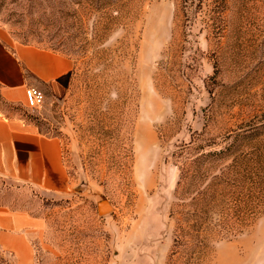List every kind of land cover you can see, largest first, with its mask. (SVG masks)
I'll return each instance as SVG.
<instances>
[{
    "label": "rangeland",
    "instance_id": "obj_1",
    "mask_svg": "<svg viewBox=\"0 0 264 264\" xmlns=\"http://www.w3.org/2000/svg\"><path fill=\"white\" fill-rule=\"evenodd\" d=\"M0 27L73 59L63 95L20 109L65 142L71 191L0 179V205L37 219L0 228V264H264V212L196 255L175 245L181 168L264 130V0H0Z\"/></svg>",
    "mask_w": 264,
    "mask_h": 264
},
{
    "label": "crops",
    "instance_id": "obj_2",
    "mask_svg": "<svg viewBox=\"0 0 264 264\" xmlns=\"http://www.w3.org/2000/svg\"><path fill=\"white\" fill-rule=\"evenodd\" d=\"M72 68L73 59L66 53L13 44L0 27V179L10 186H27L56 198L70 193L65 142L42 133L20 109L26 106L29 86L63 95ZM36 221L27 210L0 205V228L5 232L33 228Z\"/></svg>",
    "mask_w": 264,
    "mask_h": 264
},
{
    "label": "trees",
    "instance_id": "obj_3",
    "mask_svg": "<svg viewBox=\"0 0 264 264\" xmlns=\"http://www.w3.org/2000/svg\"><path fill=\"white\" fill-rule=\"evenodd\" d=\"M235 140L181 168L176 195L191 208L178 227L177 248L196 255L211 241L237 236L264 212V130Z\"/></svg>",
    "mask_w": 264,
    "mask_h": 264
},
{
    "label": "built area",
    "instance_id": "obj_4",
    "mask_svg": "<svg viewBox=\"0 0 264 264\" xmlns=\"http://www.w3.org/2000/svg\"><path fill=\"white\" fill-rule=\"evenodd\" d=\"M26 107L31 110H37L44 106L46 96L38 87L29 86L26 88Z\"/></svg>",
    "mask_w": 264,
    "mask_h": 264
},
{
    "label": "water",
    "instance_id": "obj_5",
    "mask_svg": "<svg viewBox=\"0 0 264 264\" xmlns=\"http://www.w3.org/2000/svg\"><path fill=\"white\" fill-rule=\"evenodd\" d=\"M111 209L110 205L108 203H102L100 204V211L101 213H107Z\"/></svg>",
    "mask_w": 264,
    "mask_h": 264
}]
</instances>
